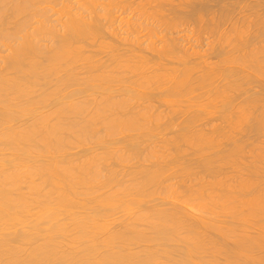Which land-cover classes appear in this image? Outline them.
Listing matches in <instances>:
<instances>
[{
  "label": "bare ground",
  "instance_id": "6f19581e",
  "mask_svg": "<svg viewBox=\"0 0 264 264\" xmlns=\"http://www.w3.org/2000/svg\"><path fill=\"white\" fill-rule=\"evenodd\" d=\"M261 136L264 0H0V264H264Z\"/></svg>",
  "mask_w": 264,
  "mask_h": 264
},
{
  "label": "rangeland",
  "instance_id": "374dc122",
  "mask_svg": "<svg viewBox=\"0 0 264 264\" xmlns=\"http://www.w3.org/2000/svg\"><path fill=\"white\" fill-rule=\"evenodd\" d=\"M256 85V84H255ZM257 86V85H256ZM256 86H254L253 85V88H254V90L256 91L257 90V87ZM256 88V89H255ZM217 114H215V116H216ZM214 118V117H213ZM218 120L217 119H215V122H217ZM219 122V121H218ZM204 127V126H203ZM206 128H207V125H206ZM209 128V127H208ZM262 137V136H261ZM263 138V140H264V136L262 137ZM261 138V139H262ZM258 140V141H256L257 142V144H258V146H259V144L260 143H262L263 142V140ZM260 141V142H259ZM264 144V143H263ZM188 153H190V151L188 152ZM248 156V158H249V155H247ZM251 156V155H250ZM193 157H195V156H193ZM188 158V157H187ZM190 159H192V156H191V158ZM251 228H252V230H251ZM249 232H254L253 230H255L253 227H250L249 229ZM256 231V230H255Z\"/></svg>",
  "mask_w": 264,
  "mask_h": 264
}]
</instances>
